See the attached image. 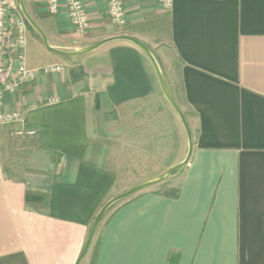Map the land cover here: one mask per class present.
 Instances as JSON below:
<instances>
[{
	"label": "crops",
	"instance_id": "0c3cea01",
	"mask_svg": "<svg viewBox=\"0 0 264 264\" xmlns=\"http://www.w3.org/2000/svg\"><path fill=\"white\" fill-rule=\"evenodd\" d=\"M23 1L55 49L107 42L63 55L26 25L21 47L10 0L0 86L20 64L36 73L0 101L21 112L0 125V264H77L120 171L138 168L137 184L183 161L169 166L163 146L181 121L149 59L120 37L153 54L191 153L98 223L97 249L90 242L78 264H167L172 253L176 264H264V0H172L168 10L121 0L122 26L106 0H81L83 32L62 1L56 13L48 0Z\"/></svg>",
	"mask_w": 264,
	"mask_h": 264
},
{
	"label": "built area",
	"instance_id": "2783aa9c",
	"mask_svg": "<svg viewBox=\"0 0 264 264\" xmlns=\"http://www.w3.org/2000/svg\"><path fill=\"white\" fill-rule=\"evenodd\" d=\"M63 2L67 8L68 16L74 25V27L83 32L89 26L88 17L81 0H48L47 9L51 13H56L59 9L60 2ZM162 7L168 10L171 6L172 0H160ZM107 2V13L111 22L116 26H122L125 23V12L122 7L121 0H106ZM10 9L16 10V6L10 3V0H0V79L3 78L5 73L4 64V34L7 24V15ZM17 39L18 45H24V32L26 30V23L22 16H18L17 24ZM58 68H46L45 71L57 70ZM34 70L27 69L23 64H20L16 70V77L13 80L4 82L0 86V101L3 98L5 91H15L20 83L28 78H32L35 75ZM21 118V112L14 110L9 112L0 111V125L14 123Z\"/></svg>",
	"mask_w": 264,
	"mask_h": 264
},
{
	"label": "water",
	"instance_id": "95a60500",
	"mask_svg": "<svg viewBox=\"0 0 264 264\" xmlns=\"http://www.w3.org/2000/svg\"><path fill=\"white\" fill-rule=\"evenodd\" d=\"M17 3H18V8H19V11L22 15V17L24 18V20L27 22V24L36 32V34L41 38L44 46L50 50V51H53V52H56V53H59V54H63V55H70V56H75V55H82V54H85V53H88L96 48H98L100 45L104 44L105 42H107V40L105 41H102L100 43H97L95 45H92V46H89V47H84V48H80V49H76L74 51H62V50H58V49H55L53 48L50 43L48 42L45 34L43 33V31L40 29V27L34 22V20L32 19V17L29 15V13L27 12L25 6H24V1L23 0H17ZM121 39L123 40H128L129 42H132L134 45H136L140 50H142V52L146 55V57L149 59L150 63L152 64L153 68H154V71L156 73V76L158 78V81L160 83V86L162 88V91L166 97V99L168 100L169 104L171 105V107L173 108L174 112L176 113V115L178 116L179 120L181 121L184 129H185V132L187 134V138H188V150H187V155H186V158L180 162L179 164L175 165V166H172V167H169L166 171H164L163 173L161 174H158L156 176H153V177H150L144 181H141L137 184H135L134 186H132L131 188H129L128 190H126L125 192H123L122 194H119L117 195L116 197L112 198L111 200H109L106 204H104V206L100 209V211L98 212L96 218L94 219V222L90 228V231H89V234H88V238L86 240V244L82 250V253L78 259V262L77 264L80 262V260L84 257L87 249H88V246L90 244V242L92 241L95 233H96V230H97V227H98V223L103 215V213L110 207L112 206L113 204H115L116 202H118L119 200H122L126 197H129L130 195L140 191V190H143L147 187H150L154 184H157V183H160V182H163L165 181L166 179L169 178V176L171 175V173L173 171H175L176 169L184 166L190 156V153H191V136H190V131H189V128H188V125L185 121V118L180 110V108L178 107L177 103L175 102V100L173 99L168 87H167V84H166V81L164 79V76H163V73L160 69V66L158 65L156 59L154 58L153 54L145 47L143 46L142 44H140L139 42L131 39V38H128V37H120Z\"/></svg>",
	"mask_w": 264,
	"mask_h": 264
},
{
	"label": "rangeland",
	"instance_id": "374dc122",
	"mask_svg": "<svg viewBox=\"0 0 264 264\" xmlns=\"http://www.w3.org/2000/svg\"><path fill=\"white\" fill-rule=\"evenodd\" d=\"M167 135H166V141L165 144L163 145L165 148H167V157L166 160L169 163V166L176 164L182 160L185 159V155H186V149H187V145H186V137H185V132L181 126V123H179V121L175 120V124L171 123L168 124V128H167ZM178 132L182 133V139H181V144H180V137ZM163 146L161 145V148H163ZM180 147H182V150L180 149ZM179 148V149H178ZM158 152V151H157ZM162 153H160V156L158 155V159H163L162 157ZM187 163V162H186ZM169 166H167L166 168H168ZM185 166V165H184ZM183 166V167H184ZM166 168H161V170H164ZM138 168H130L128 170H126V168H124V170L120 171L118 173V178L116 181V186H117V191L118 194H122L123 192H125L126 190H128L129 188H131L133 185L136 184V182H134L132 180L133 178V173L134 171H137ZM151 169H154L153 167ZM178 173V172H177ZM177 173H174L171 175V177H169L168 179H166L165 181L173 178ZM148 188V187H147ZM137 193V192H136ZM134 193V194H136ZM132 194V195H134ZM132 195H130L129 197H131ZM129 197H126L122 200H119L118 202H116L115 204H113L112 206H110L102 215L100 221H99V225L103 224L107 221V219L110 217V215L112 214V212L125 200H127ZM97 237V233H95L93 239H92V244H94V240Z\"/></svg>",
	"mask_w": 264,
	"mask_h": 264
},
{
	"label": "trees",
	"instance_id": "16d2710c",
	"mask_svg": "<svg viewBox=\"0 0 264 264\" xmlns=\"http://www.w3.org/2000/svg\"><path fill=\"white\" fill-rule=\"evenodd\" d=\"M25 21V20H24ZM25 23H26V25L28 26V28L31 30V31H33L35 34H36V32L27 24V22L25 21ZM183 168V166L182 167H180V168H178V169H176L175 171H173L172 173H171V175L172 174H174V173H177V172H179L181 169ZM171 175L169 176V177H171ZM138 195V192L136 193V194H134V195H132L131 197H129L127 200H125L124 202H122L120 205H124L125 203H127V202H129V201H131L134 197H136ZM98 237H96V239L94 240V253H95V251H96V249H97V246H98ZM176 260H177V255H175V254H170L169 255V257H168V263L167 264H176Z\"/></svg>",
	"mask_w": 264,
	"mask_h": 264
}]
</instances>
